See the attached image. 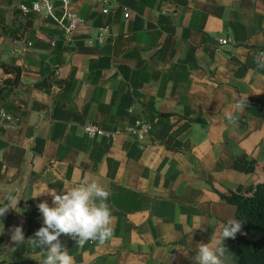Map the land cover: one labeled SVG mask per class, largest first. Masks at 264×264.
Instances as JSON below:
<instances>
[{
    "label": "crops",
    "instance_id": "0c3cea01",
    "mask_svg": "<svg viewBox=\"0 0 264 264\" xmlns=\"http://www.w3.org/2000/svg\"><path fill=\"white\" fill-rule=\"evenodd\" d=\"M101 1L70 0L80 24L68 42L44 15L18 12L30 0H0V206L14 188L21 199L0 220V264H42L10 229L33 237L37 205L52 206L34 197L85 177L111 193L114 236L61 235L75 264H198L197 245L236 218L222 197L264 181V119L250 114L264 107V0ZM154 120L141 140L83 132ZM242 158L253 172L234 169ZM224 246L223 264H239Z\"/></svg>",
    "mask_w": 264,
    "mask_h": 264
},
{
    "label": "clouds",
    "instance_id": "9594fccd",
    "mask_svg": "<svg viewBox=\"0 0 264 264\" xmlns=\"http://www.w3.org/2000/svg\"><path fill=\"white\" fill-rule=\"evenodd\" d=\"M244 102L238 101L236 107L242 109ZM19 194L20 189L15 188L7 194V203L0 206V217L17 208L21 200ZM41 195L51 196L52 206L47 201L37 205L43 224L33 237L26 240L22 226H13L10 232L11 241L17 247L27 242L33 248L41 249L45 253L42 264H75L74 257L60 240L61 235L70 237L78 246L88 241L103 245L113 238L115 218L107 203L111 193L99 181H90L85 177L76 185L64 189L62 194L47 188L34 199ZM238 233L246 234L242 232V223L235 217L228 218L214 240L211 238L209 243L197 245L198 264H223L221 257L227 251L224 241L227 238L235 239Z\"/></svg>",
    "mask_w": 264,
    "mask_h": 264
},
{
    "label": "trees",
    "instance_id": "16d2710c",
    "mask_svg": "<svg viewBox=\"0 0 264 264\" xmlns=\"http://www.w3.org/2000/svg\"><path fill=\"white\" fill-rule=\"evenodd\" d=\"M5 71L15 72L10 68H5ZM16 74L17 78L14 82L6 83L16 86L19 73L16 71ZM250 114L255 118L264 119V107L251 109ZM254 168L255 162L244 158L234 163V169L241 173H251ZM222 199L228 205L235 207L236 219L242 223V232L246 233L244 235L238 233L235 239L230 238L236 246L239 264H264V181L255 186L240 187L228 196H223Z\"/></svg>",
    "mask_w": 264,
    "mask_h": 264
},
{
    "label": "built area",
    "instance_id": "2783aa9c",
    "mask_svg": "<svg viewBox=\"0 0 264 264\" xmlns=\"http://www.w3.org/2000/svg\"><path fill=\"white\" fill-rule=\"evenodd\" d=\"M104 6L108 4L107 0L101 1ZM70 0H58L57 4L53 0H30L26 5L18 7V12L21 15L34 14L44 15L46 18L54 22V24L63 32L65 39L68 42L72 41L77 27L80 24L79 17L70 11ZM107 14V10L103 11ZM103 41L99 39V43ZM228 44V40L219 39L216 41L214 47L215 51H219L222 47ZM27 46H30L27 44ZM7 119L6 116H2ZM8 120V119H7ZM157 120L152 122H136L134 126L127 128L124 131H116L114 133H106L94 126H87L83 129L84 134L90 139H97L102 137H113L119 135H125L133 137L135 139H143L152 129V125Z\"/></svg>",
    "mask_w": 264,
    "mask_h": 264
}]
</instances>
